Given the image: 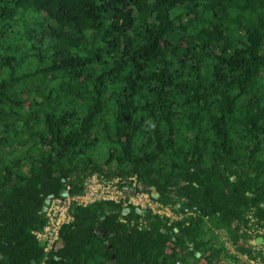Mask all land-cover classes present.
Returning <instances> with one entry per match:
<instances>
[{"label": "trees", "instance_id": "trees-1", "mask_svg": "<svg viewBox=\"0 0 264 264\" xmlns=\"http://www.w3.org/2000/svg\"><path fill=\"white\" fill-rule=\"evenodd\" d=\"M93 174L196 215L73 204L44 252ZM248 214L264 229V0H0V264H224L216 232L256 252Z\"/></svg>", "mask_w": 264, "mask_h": 264}, {"label": "built area", "instance_id": "built-area-1", "mask_svg": "<svg viewBox=\"0 0 264 264\" xmlns=\"http://www.w3.org/2000/svg\"><path fill=\"white\" fill-rule=\"evenodd\" d=\"M99 201H111L124 206L132 205L139 210H150L155 215L167 218L168 224L183 220L188 216H195L194 211L197 210L196 208L190 210L181 202L175 203L172 207L164 206L141 188L136 176L105 177L93 174L85 181L82 194L51 200L46 209L47 224L42 232L35 234L37 240L43 244L44 252L51 250L52 244L58 238L60 228L72 220L69 212L71 205L84 207ZM247 218L249 222L242 229L249 235L250 243L256 246V252L251 256L242 250H236L229 241L225 240L226 236L222 231L216 232L220 236L219 242L223 246L224 257L227 255L228 264H264V246L254 244L256 239L264 240V229L255 223L256 219L253 215L248 214ZM175 264L181 263L176 261Z\"/></svg>", "mask_w": 264, "mask_h": 264}, {"label": "water", "instance_id": "water-1", "mask_svg": "<svg viewBox=\"0 0 264 264\" xmlns=\"http://www.w3.org/2000/svg\"><path fill=\"white\" fill-rule=\"evenodd\" d=\"M152 194L155 195V194H156L155 191H153ZM255 243H256V244L264 243V240H262L261 238H259V239H256V240H255L254 244H255ZM252 244H253V243H252Z\"/></svg>", "mask_w": 264, "mask_h": 264}, {"label": "rangeland", "instance_id": "rangeland-1", "mask_svg": "<svg viewBox=\"0 0 264 264\" xmlns=\"http://www.w3.org/2000/svg\"><path fill=\"white\" fill-rule=\"evenodd\" d=\"M221 255H224V253H221ZM225 258H226V257H225ZM225 263H227V264H228V262H227V260H226V259H225V262H224V264H225Z\"/></svg>", "mask_w": 264, "mask_h": 264}]
</instances>
